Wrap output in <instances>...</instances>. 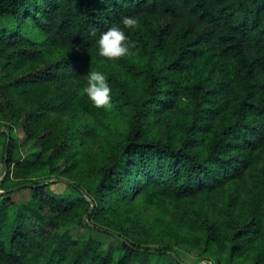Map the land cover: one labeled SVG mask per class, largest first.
<instances>
[{
  "label": "trees",
  "instance_id": "obj_1",
  "mask_svg": "<svg viewBox=\"0 0 264 264\" xmlns=\"http://www.w3.org/2000/svg\"><path fill=\"white\" fill-rule=\"evenodd\" d=\"M122 15L129 53L99 56ZM80 112L123 129L87 152ZM0 128V264H264V0H0ZM141 196L171 203L163 239L127 222Z\"/></svg>",
  "mask_w": 264,
  "mask_h": 264
},
{
  "label": "rangeland",
  "instance_id": "obj_2",
  "mask_svg": "<svg viewBox=\"0 0 264 264\" xmlns=\"http://www.w3.org/2000/svg\"><path fill=\"white\" fill-rule=\"evenodd\" d=\"M55 56L59 55V50L55 49L54 51ZM135 62L139 64H143L144 61L140 59L139 57L135 58ZM129 74L126 75L127 78H129ZM135 84V82H133ZM81 122L86 124L87 126H95L98 130V133L92 137H88V139L85 140V147L87 152L88 151H97L101 148L102 141H104L107 137V135H115L118 133V131L123 129V122L119 120L116 117H112L110 115H107L103 117L101 120L100 118L94 117L93 115H85L83 112H80ZM155 125L152 126L154 128ZM159 129V127L155 128L154 130ZM167 126L163 128V130H166ZM153 130V131H154ZM158 131V130H157ZM18 134L23 135V131L18 130ZM26 151L29 149V146L24 148ZM5 173V169L3 167V163L0 162V181L3 179ZM51 180H53L55 183L52 185L53 188L56 190L62 191L66 188V184L62 181H55L57 180L55 177H53ZM2 191V189H0ZM13 198L15 200H21L23 198H27L29 196L28 190L23 191H15L12 194ZM171 206V203L169 200H159L156 203H146L144 199L141 197H137L133 201L129 202L127 207L129 208V217L127 219V222H130V219L135 216L139 215V218L152 224V229L154 233L155 238L163 239V235L167 234L166 223L163 221V219L168 220L169 215L165 213L166 206ZM136 228H138V225H135ZM82 233V231L80 232ZM187 235L191 234L193 235L194 232H187ZM110 242H117L115 238H110ZM180 251L181 257L188 262H194L198 259H200V255L198 254V250L195 248H192V246L182 245V247L178 248Z\"/></svg>",
  "mask_w": 264,
  "mask_h": 264
},
{
  "label": "clouds",
  "instance_id": "obj_3",
  "mask_svg": "<svg viewBox=\"0 0 264 264\" xmlns=\"http://www.w3.org/2000/svg\"><path fill=\"white\" fill-rule=\"evenodd\" d=\"M138 23L137 16L122 15L117 23H113L108 29L99 33L96 38L97 54L108 58L121 57L128 54L131 41L124 31V27L133 28ZM121 25L124 27H121ZM83 93L97 107L111 106V88L106 74L102 71H88L87 83L83 87Z\"/></svg>",
  "mask_w": 264,
  "mask_h": 264
},
{
  "label": "water",
  "instance_id": "obj_4",
  "mask_svg": "<svg viewBox=\"0 0 264 264\" xmlns=\"http://www.w3.org/2000/svg\"><path fill=\"white\" fill-rule=\"evenodd\" d=\"M4 129H6L7 132H8V142H9L10 139H11L10 131H9L7 128H4ZM2 130H3V128H0V132H1ZM6 172H7V170L5 171V174H6ZM57 180L66 181V182L72 183L70 180H68V179H66V178H64V177H60V178H58ZM13 189H16V187H14ZM86 222H87V220H86ZM208 264H212V263H211V262H208Z\"/></svg>",
  "mask_w": 264,
  "mask_h": 264
}]
</instances>
